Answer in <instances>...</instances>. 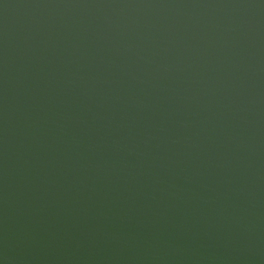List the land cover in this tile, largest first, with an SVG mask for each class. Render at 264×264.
<instances>
[{"label": "water", "instance_id": "95a60500", "mask_svg": "<svg viewBox=\"0 0 264 264\" xmlns=\"http://www.w3.org/2000/svg\"><path fill=\"white\" fill-rule=\"evenodd\" d=\"M0 264H264V0H0Z\"/></svg>", "mask_w": 264, "mask_h": 264}]
</instances>
